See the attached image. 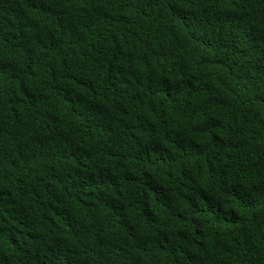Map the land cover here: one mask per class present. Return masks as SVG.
<instances>
[{
  "label": "trees",
  "instance_id": "1",
  "mask_svg": "<svg viewBox=\"0 0 264 264\" xmlns=\"http://www.w3.org/2000/svg\"><path fill=\"white\" fill-rule=\"evenodd\" d=\"M0 264H264V0H0Z\"/></svg>",
  "mask_w": 264,
  "mask_h": 264
}]
</instances>
